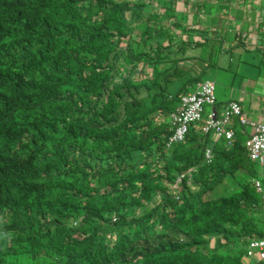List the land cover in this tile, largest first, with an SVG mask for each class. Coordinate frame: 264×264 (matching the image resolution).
<instances>
[{"label": "trees", "instance_id": "obj_1", "mask_svg": "<svg viewBox=\"0 0 264 264\" xmlns=\"http://www.w3.org/2000/svg\"><path fill=\"white\" fill-rule=\"evenodd\" d=\"M147 3L0 0V264H239L236 243L264 237L262 171L235 125L229 146L196 124L166 145L212 62L190 75L169 52L212 37L171 49Z\"/></svg>", "mask_w": 264, "mask_h": 264}, {"label": "rangeland", "instance_id": "obj_2", "mask_svg": "<svg viewBox=\"0 0 264 264\" xmlns=\"http://www.w3.org/2000/svg\"><path fill=\"white\" fill-rule=\"evenodd\" d=\"M170 0H148V3L145 4V9L144 11L148 12L150 9L153 11V22H155V17L156 20H160V24H163L164 26H167L166 28L175 33H177V37L173 38L174 44H172L171 49L173 47L175 48L176 45H178L180 42L183 40H188L189 41H195L196 39H201L203 40V36L197 32L205 33L211 36H214V38L209 39L207 41L206 45H196V46H187L185 51L183 52L182 50H171L169 53H172L171 55L178 54L180 56H184L186 58L188 57H197L195 59L188 60L186 59L185 61H180L177 63V65H174V67L179 65H183V68H187V74L190 75H195L198 74L200 70L203 69L205 61L207 60H212L211 63H208L206 67H204V72L201 73V76L199 77V81H204V80H211L214 82L215 85V97H216V105L218 106L219 113L222 114L223 108L221 107L222 103L228 101L231 98H238L240 93L242 91H248L254 95H261L264 96V30L261 28L262 33H258V28L259 25L264 26V11L260 12L259 11L254 13V19H252V24H254V29H255V38L256 42L262 44L261 49H246V45H244V42H241L240 45L236 46L235 48H230L232 41H234L236 34L240 32V30H246L247 26L246 23H242L243 20L241 19V14L236 13L235 8L237 4L236 0H217L214 1V6L212 7L213 12H218V10L222 9V14H223V20H229L231 22L236 21L237 26L231 29H227L224 31V29L221 30L222 37L216 36V33H212L213 31V26H212V16L214 15L210 11V7H206L207 12H200L199 15H196L195 18L199 17V27L197 29H186L183 30L184 24L189 20V13L186 10L179 9L181 8V5L184 4L182 3V0H178L177 3L175 4V11H179V13H174V19L171 20L169 19V15L165 12V10H170L172 5V2L170 3ZM240 5V4H239ZM152 6V7H151ZM187 8V5H186ZM239 9H241L239 7ZM158 11V12H157ZM156 15L157 13H159ZM162 12V13H161ZM129 17V16H128ZM196 20V19H195ZM242 22H241V21ZM132 21V20H131ZM224 21V23H225ZM153 22H151L153 24ZM195 22V21H194ZM134 23V28L130 33H133L135 37H137V34H141L142 30L144 29V26L141 25L140 23L138 24L136 21H132L128 27L133 26ZM175 23V25H174ZM206 26V29L203 30L202 26ZM131 28H128V30ZM215 30V29H214ZM217 30V29H216ZM215 32H219L217 30ZM155 32V31H154ZM154 32L152 34H154ZM219 34V33H218ZM168 36V34H165V37ZM224 36V37H223ZM132 40V35H128L127 40L129 39ZM189 37V38H188ZM134 38V37H133ZM154 38V35H153ZM153 38H149V47L148 49H151V45L153 46L152 49L154 50L156 46L153 44L155 43L153 41ZM196 40V41H197ZM164 45L167 44L169 41L168 40H163L161 41ZM135 43V42H134ZM194 43V42H193ZM125 45V42L122 44ZM141 47H143V43L140 44ZM166 47H164V53H167ZM202 48H204V51H202ZM230 48V49H229ZM227 51H224V50ZM182 53V54H181ZM199 57V58H198ZM202 58V59H200ZM167 65V64H166ZM147 71V73L144 74L143 71ZM181 72H184L183 69L180 67L178 68ZM153 72V67L150 66L149 64H144L140 69H139V75L146 76L149 75ZM201 72V71H200ZM199 72V73H200ZM187 75V76H190ZM181 81V80H180ZM180 81H177L176 84L172 87V92H175L177 87L180 84ZM264 101V100H263ZM256 104V103H254ZM254 104H251L250 102L244 101V103L241 105L242 111L244 112L245 116L248 117L249 119H255L256 116L254 115V109L257 110H264V104H258L255 106ZM210 110L209 105H205V113L204 115L207 114V112ZM242 133V138H244L247 133H250L252 130L251 126L247 127H239V125L236 126ZM224 139H219V143L223 142ZM258 167L262 171V168L260 165L257 163ZM262 181V185L264 188V180L263 178L260 179ZM171 188L175 187L172 186L173 184H170ZM223 189H220V192H222ZM259 194V200L257 202V211L262 213V210L264 208V190L262 192H258ZM261 219L258 222V224L262 225L264 224V215H260ZM235 249H239L242 247L246 246V241L241 242V243H236ZM249 261L253 264H255L256 259L251 258L245 254V252H241L240 254V263L243 264L244 262Z\"/></svg>", "mask_w": 264, "mask_h": 264}, {"label": "built area", "instance_id": "obj_3", "mask_svg": "<svg viewBox=\"0 0 264 264\" xmlns=\"http://www.w3.org/2000/svg\"><path fill=\"white\" fill-rule=\"evenodd\" d=\"M214 90V82L204 80L197 83L194 89L180 96L179 105L171 113V123L175 129L169 136L166 145L170 147L174 143L183 141L189 131L190 124H196L204 134H211L215 141L224 139V143L229 146L235 134L231 125L236 117L243 127H252L251 132L246 135L245 146L249 158L262 168L264 180V117L258 121H250L244 116L241 105L237 101H229L225 104L222 114L219 115L215 109L216 97ZM205 105L211 107L206 116H204ZM212 157L211 149L207 148L205 150L206 161L209 162ZM253 185L257 192L264 190L260 179H254ZM262 214L264 215V208ZM244 252L247 256L255 258L256 262L264 261V237L256 235L248 237ZM244 264L253 263L246 261Z\"/></svg>", "mask_w": 264, "mask_h": 264}, {"label": "crops", "instance_id": "obj_4", "mask_svg": "<svg viewBox=\"0 0 264 264\" xmlns=\"http://www.w3.org/2000/svg\"><path fill=\"white\" fill-rule=\"evenodd\" d=\"M214 1H217V0H182V3L184 2V4L181 5V8H179V9H182L183 11L187 9V11L189 13V17H190L189 20H187V22L184 24L185 27L187 29H190V30L197 29V27L200 26L199 25V17L195 18V16L199 15L200 12H204V13L207 12L205 10L206 7H210V11H212L211 13L214 14L212 16V18H213L212 19V26L215 30L216 29L219 30V32H215V30L213 29L212 33L213 32L216 33V36L222 37L221 36L222 35L221 30L222 29H224V31H225L227 29H231V28H234L235 26H237L236 21L231 22L230 19L226 20V21L223 20L222 9L218 10V12H213L212 7L214 6V3H213ZM236 1H237V4L234 7H237V8H235V10H236L235 12L242 15L241 19L243 20V22L241 20L240 21L244 24L246 23V25H248V26H247L246 30L242 29V30H240V32H238V34H236L235 39H234V41H232L230 48H233V47L235 48L236 46L240 45L241 42H244L245 43L244 45H246V47H247L246 49H251V50H255L258 48L261 49V46H263V45L256 42L255 32H254L255 29H254V24H252V19L255 18L254 13H256V11L257 12L259 11V13L264 11V0H236ZM186 5H187V8H186ZM239 7L241 9H239ZM224 21H225V23H224ZM202 28H204L203 30H205L206 26L203 25ZM260 28L262 30H264V26L259 25V27L256 28V29H258L257 32L259 34L260 33L263 34V32H261ZM200 31H202V30H200ZM206 35L208 37L214 38V36H211L212 34L211 35L206 34ZM196 40H195V42H196ZM182 51L184 52L185 50H182ZM186 59L191 60V59H195V57H188ZM199 82H197V83H199ZM197 83H196V85H197ZM196 85L193 87L191 86L189 89L190 90L194 89L196 87ZM190 90H188V91H190ZM263 100H264V96L254 95L248 91H242L238 98L229 99L228 101L222 103L221 107L224 108L225 104H227L229 101H237L240 105H242L244 103V101H247V102H250L251 104L256 103V104H254L256 106L257 103L258 104L259 103L264 104ZM215 109L219 113V109H218V106L216 104H215ZM210 110H211V107H210ZM253 111H254L253 116H256L255 119H249L248 117L245 116L244 112L243 111L242 112H243L244 116L247 119H249L250 121H258L259 119L264 117V110L254 109ZM208 112H207V114H208ZM219 115H221V114L219 113ZM204 116H206V115H204ZM234 125L235 126L239 125V127H243L242 125L239 124L236 117L232 121L231 126L233 127V129H234ZM207 136L212 141H215V139L212 137L211 134H209V135L207 134Z\"/></svg>", "mask_w": 264, "mask_h": 264}, {"label": "clouds", "instance_id": "obj_5", "mask_svg": "<svg viewBox=\"0 0 264 264\" xmlns=\"http://www.w3.org/2000/svg\"><path fill=\"white\" fill-rule=\"evenodd\" d=\"M138 73H139V71H138ZM217 141H219V140H217Z\"/></svg>", "mask_w": 264, "mask_h": 264}]
</instances>
